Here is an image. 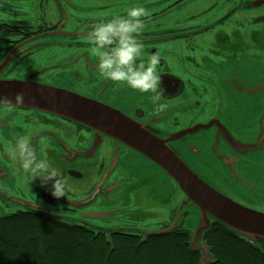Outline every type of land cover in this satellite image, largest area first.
Listing matches in <instances>:
<instances>
[{"label": "flooded vegetation", "instance_id": "obj_1", "mask_svg": "<svg viewBox=\"0 0 264 264\" xmlns=\"http://www.w3.org/2000/svg\"><path fill=\"white\" fill-rule=\"evenodd\" d=\"M256 1L155 0L159 8L151 16L176 14V24H190L180 29L176 26L169 28L164 35L137 34L145 53H159L157 69L165 92L158 103L167 105L163 111L155 109L149 93L134 91L123 84L117 86L101 77L96 57L91 53L78 56L83 59H78L75 67L72 65L61 70L68 74L64 80L67 86L56 87L90 102V108L96 105L91 120H71L26 108H0V118H3V130H0L2 161L10 168L2 155L3 141L39 123L43 127L32 138L37 158L43 156L56 167L66 184L64 195L54 197L51 182L41 185L17 166V171L12 173L15 176L20 173L26 175V188L16 194L28 200L30 206L12 199L13 205L9 207L5 204L7 215H51L60 218L63 223L95 232H122L141 237L143 233L138 232L141 230L139 227H123V222L95 225L87 216L71 214L73 208L70 205L62 207L66 212L56 209L61 197L76 202L88 198L98 185L103 169H107V177L111 175L113 179L128 174L131 165L145 163L160 168L121 139V129L140 139L147 135L154 144L171 150L203 181L206 178L214 181V176L209 172L212 163L205 162L207 159L203 158L202 151L204 155L207 151L220 149L248 151L254 155L256 146L238 145L241 138L236 105L234 103L229 110L226 102L230 96L232 101L235 100V90L238 85L241 86L239 56L247 54L246 60L250 61L256 40L257 46L263 45L264 48V35H254L255 24L264 22V15L256 14L264 8V4L256 5ZM4 3L6 5L1 7L4 17L0 18V40H3L0 41V80L19 79L15 69L38 51L37 40L48 35L70 33L62 29L66 21L61 20L59 13L48 17L54 13L53 7H50L51 0H4ZM228 25H232L231 30ZM76 35L80 33L76 32ZM78 46V49L89 50L88 42H79ZM10 61L13 62L6 68ZM45 69L22 79L31 78L32 81L33 75H40L38 78L43 79L41 75L47 71ZM246 70L249 71V68ZM261 158L264 159V153ZM233 165V162L230 163L231 173ZM204 166L207 171L201 172ZM128 177L127 181L133 180ZM168 177L175 185L174 180ZM251 208L264 212V209ZM70 218L79 220L70 221ZM170 224L167 219L157 224L155 230L163 231Z\"/></svg>", "mask_w": 264, "mask_h": 264}, {"label": "rangeland", "instance_id": "obj_2", "mask_svg": "<svg viewBox=\"0 0 264 264\" xmlns=\"http://www.w3.org/2000/svg\"><path fill=\"white\" fill-rule=\"evenodd\" d=\"M51 3L53 6L50 5V7H53L54 13L49 14L48 17L56 15V12L59 13L61 20L66 21L62 29L70 34L48 35L37 40L38 51L15 69L16 78L19 79L7 80H22L24 76H30L37 70L46 68L47 71L41 75L43 79L38 78L40 75L36 77L33 75L32 82H47L43 85L53 88L67 86L64 80L68 74L60 71L72 65L75 67L79 63L78 59H83L78 56L90 55V50L78 49L79 42H87L86 35L82 34L86 33L96 20L110 18L113 14L123 15L127 8L135 4H141L150 10L149 17L144 18V28L141 33L164 35L169 28L176 26L180 29L190 25L188 23L176 24L174 19L176 14L165 17L151 16L159 8L155 0H51ZM5 5L4 0H0V18L4 17L1 7ZM256 14L264 15V8ZM228 27L231 30L232 25ZM255 31L254 35H264L263 21L255 24ZM76 32L80 35H76ZM252 55L250 61L246 60L247 54L239 56L241 86L238 85L235 90V100L232 101V96H230L226 103L229 110L234 103L236 105L238 132L241 138L238 145L256 146L255 154L226 149L210 150L205 155L202 151L201 154L204 159H207L206 163L209 161L212 163L209 172L214 176V181L206 178L204 182L249 208L256 207L261 210L264 209V159L261 158L264 153V48L263 45L257 46V40ZM12 62L10 61L6 68ZM248 68L249 71L246 70ZM2 124L3 118H0V130H3ZM2 155L6 157L11 166L9 168L0 158V217L7 215L8 210L5 204L9 207L13 205L12 199H14L13 202L26 203L30 206L28 200L21 199V196L16 194L17 191L26 188V175L20 173L15 176L12 171H17V165H14L4 152ZM232 162L234 168L231 173L229 167ZM201 169V172L207 171L205 166ZM131 174L137 177L134 175L128 177ZM107 175V169H103L98 185L88 198L76 202L61 197L58 199L59 205L56 209L66 212L62 207L70 205L73 208L71 214L87 216L92 224L113 225L123 222V227H139L142 231H156L157 224L168 219L171 222L170 225L188 230L192 238L203 226L204 215L200 209L186 199L178 186L173 185L161 168L153 164L142 163L131 165L129 173L122 175L123 179L119 177L112 179L111 175L108 177ZM127 177L133 180L127 181ZM206 217L212 220L209 215ZM73 219L79 220L78 218L69 220L73 221ZM255 242L264 251V239H257ZM195 245L204 249L202 239H197ZM206 258L207 255H205ZM205 259H202L201 264H204Z\"/></svg>", "mask_w": 264, "mask_h": 264}, {"label": "trees", "instance_id": "obj_3", "mask_svg": "<svg viewBox=\"0 0 264 264\" xmlns=\"http://www.w3.org/2000/svg\"><path fill=\"white\" fill-rule=\"evenodd\" d=\"M143 235V236H142ZM141 237L95 232L42 215L0 217V264H199L188 230L174 228ZM209 264H264V252L213 220L202 236Z\"/></svg>", "mask_w": 264, "mask_h": 264}, {"label": "clouds", "instance_id": "obj_4", "mask_svg": "<svg viewBox=\"0 0 264 264\" xmlns=\"http://www.w3.org/2000/svg\"><path fill=\"white\" fill-rule=\"evenodd\" d=\"M150 10L141 4L127 8L125 14H113L110 18L96 20L87 30L85 39L90 53L96 57L101 77L140 93H149V99L156 110L163 111L167 105L158 103L165 89L160 81L157 66L160 56L157 52L145 53L144 45L137 34L144 28V19ZM146 57V59L144 58ZM14 99V103H13ZM24 102V94L16 92L14 97H0V107L11 110ZM43 125L34 123L23 133H15L3 141V152L14 165L38 180L41 185L51 182L54 197L64 195L66 184L58 169L43 156L37 158L33 136Z\"/></svg>", "mask_w": 264, "mask_h": 264}, {"label": "water", "instance_id": "obj_5", "mask_svg": "<svg viewBox=\"0 0 264 264\" xmlns=\"http://www.w3.org/2000/svg\"><path fill=\"white\" fill-rule=\"evenodd\" d=\"M259 4H264V0H257L256 5ZM16 92L24 94V102L13 107L47 112L71 120H91L93 109L96 106L92 104L93 107L90 108L88 107V105L91 106L90 102L77 97L75 94L34 83L30 78L0 80V97L11 99ZM99 108L101 109L100 105ZM105 111L110 112L109 110ZM119 134L121 139H124L129 145L136 148L138 152L162 168L174 180L178 188L186 196V199L196 204L202 215H204L203 226L191 241V246L201 252L202 258L199 264H201L203 258L205 259V255H207V258L204 264H209L211 257L205 243L202 241L204 249H201L200 246L195 245V241L202 239L204 231L209 228L213 220L224 224L237 235L250 241L263 251L255 241L264 239V212L244 206L213 189L201 180L198 175H195L175 153L163 148L162 145L154 144L147 135L141 136V139L132 137L124 129H121ZM207 215L212 218L211 221L206 217ZM45 217L60 220V218L51 215H45ZM174 228L182 227L170 225L165 231ZM138 232L147 235L160 231L139 230Z\"/></svg>", "mask_w": 264, "mask_h": 264}]
</instances>
